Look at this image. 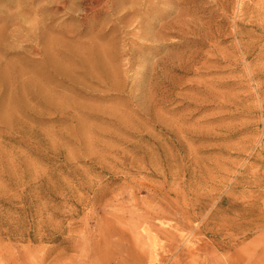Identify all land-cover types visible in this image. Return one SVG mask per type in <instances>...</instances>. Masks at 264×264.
Wrapping results in <instances>:
<instances>
[{
  "label": "rangeland",
  "instance_id": "obj_1",
  "mask_svg": "<svg viewBox=\"0 0 264 264\" xmlns=\"http://www.w3.org/2000/svg\"><path fill=\"white\" fill-rule=\"evenodd\" d=\"M0 264H264V0H0Z\"/></svg>",
  "mask_w": 264,
  "mask_h": 264
},
{
  "label": "bare ground",
  "instance_id": "obj_2",
  "mask_svg": "<svg viewBox=\"0 0 264 264\" xmlns=\"http://www.w3.org/2000/svg\"><path fill=\"white\" fill-rule=\"evenodd\" d=\"M157 250V249H156ZM140 262V261H139Z\"/></svg>",
  "mask_w": 264,
  "mask_h": 264
}]
</instances>
